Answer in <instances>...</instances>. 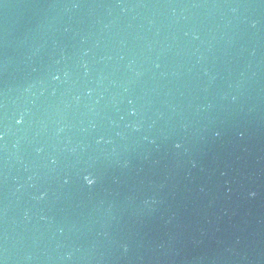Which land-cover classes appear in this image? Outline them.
<instances>
[{"label": "water", "instance_id": "obj_1", "mask_svg": "<svg viewBox=\"0 0 264 264\" xmlns=\"http://www.w3.org/2000/svg\"><path fill=\"white\" fill-rule=\"evenodd\" d=\"M0 136L3 264H264V0H0Z\"/></svg>", "mask_w": 264, "mask_h": 264}, {"label": "clouds", "instance_id": "obj_2", "mask_svg": "<svg viewBox=\"0 0 264 264\" xmlns=\"http://www.w3.org/2000/svg\"><path fill=\"white\" fill-rule=\"evenodd\" d=\"M52 79H59V77L58 76H54V77H52ZM33 85H29V88L28 89H26V91L27 90H30V88L32 87ZM133 114H134V112H133ZM21 119H23V116H21ZM20 121L21 120H17L16 121V123L17 124H19L20 123ZM132 127H133V130H139V125H132ZM0 138H2V136H0ZM101 140H102V138H101ZM98 143L100 142V140H98L97 141ZM36 151H37V153H39V152H41L42 151V149H36ZM53 164H55V160L53 159L52 161H51ZM30 180L32 179L31 177L29 178ZM31 186V185H30ZM45 196H46V193H41V195L37 198V199H40V200H42V199H44L45 198ZM31 257H29V259H30ZM0 264H3V262H0Z\"/></svg>", "mask_w": 264, "mask_h": 264}, {"label": "snow or ice", "instance_id": "obj_3", "mask_svg": "<svg viewBox=\"0 0 264 264\" xmlns=\"http://www.w3.org/2000/svg\"><path fill=\"white\" fill-rule=\"evenodd\" d=\"M22 122H23V121L21 120V121H20V123H22ZM0 139H2V138H0ZM89 182H92V181H91V180H89Z\"/></svg>", "mask_w": 264, "mask_h": 264}]
</instances>
